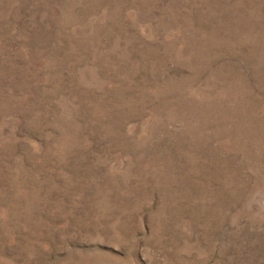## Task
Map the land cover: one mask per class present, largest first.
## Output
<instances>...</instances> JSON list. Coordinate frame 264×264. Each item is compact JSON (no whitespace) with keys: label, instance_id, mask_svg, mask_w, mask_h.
Returning <instances> with one entry per match:
<instances>
[{"label":"rangeland","instance_id":"obj_1","mask_svg":"<svg viewBox=\"0 0 264 264\" xmlns=\"http://www.w3.org/2000/svg\"><path fill=\"white\" fill-rule=\"evenodd\" d=\"M0 264H264V0H0Z\"/></svg>","mask_w":264,"mask_h":264}]
</instances>
